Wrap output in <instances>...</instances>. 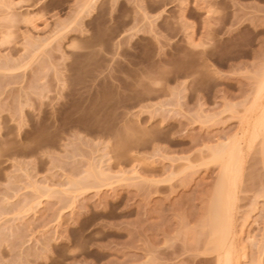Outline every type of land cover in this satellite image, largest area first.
<instances>
[{
  "label": "rangeland",
  "instance_id": "1",
  "mask_svg": "<svg viewBox=\"0 0 264 264\" xmlns=\"http://www.w3.org/2000/svg\"><path fill=\"white\" fill-rule=\"evenodd\" d=\"M260 115L264 0H0V264H264Z\"/></svg>",
  "mask_w": 264,
  "mask_h": 264
},
{
  "label": "bare ground",
  "instance_id": "2",
  "mask_svg": "<svg viewBox=\"0 0 264 264\" xmlns=\"http://www.w3.org/2000/svg\"><path fill=\"white\" fill-rule=\"evenodd\" d=\"M263 115V114H262ZM261 116V115H260ZM262 117V116H261ZM259 118V117H258ZM259 120V119H258ZM259 123H257L258 124V126H256L257 127V129H259V128H261V129H263L264 128V116L258 121ZM260 130V129H259ZM264 130V129H263ZM263 130H262V132H263ZM264 134V133H263ZM209 150V149H208ZM218 152H221V153H217V152H215V153H213L214 154V156L213 157H215V156H217V158H221L222 156H226V160H224V171H225V173H221V174H223V175H221V177L223 176V178H224V174H225V179H226V181L225 182H223L225 179H221V181H222V190L220 189V187H218L221 191H220V194L219 195H221L220 197H215L214 196V199L216 198V200H213V201H215V204L212 206L213 208L211 209L212 210V212L213 213H210V216H209V218H210V220H212V223L214 224H216V231L219 233V236H218V239H219V243L222 245L223 244V242L225 241V238H226V236L228 237V235H226L227 233H226V229L228 230V225L229 224H227V222H226V218H227V216L229 215V213H228V215H227V210H228V208H230L229 206V204L228 203H230L229 202V200H228V203H226V199H225V202H224V198H222V196L224 197L225 196V191H227L226 190V188H224V185L226 186V185H228V183L229 184H231L230 182H231V180H232V177L231 176H233V175H236V174H232L231 172L233 171V169H232V167H235V166H232L233 165V163L234 162H236V158H234V159H232L233 158V152L230 150H228V151H218ZM216 158V157H215ZM216 158V159H217ZM223 158V157H222ZM222 161H223V159H222ZM233 161V162H232ZM223 165H222V167H223ZM237 165V164H236ZM232 166V167H231ZM223 169L221 168V171H222ZM234 172H235V169H234ZM224 183V184H223ZM225 183H227V184H225ZM227 187V186H226ZM218 188H217V190H218ZM224 188V189H223ZM228 189V188H227ZM216 190V191H217ZM230 190V189H229ZM228 192V191H227ZM218 194V193H217ZM224 194V195H223ZM227 195V194H226ZM229 197H230V195H229ZM229 197H228V199H229ZM218 198H220V199H218ZM218 199V200H217ZM223 200V201H222ZM232 201V200H231ZM226 203V204H225ZM227 204L229 205L228 206V208H227ZM211 214H213V216H211ZM230 216V215H229ZM228 216V217H229ZM214 217V218H213ZM215 220V221H214ZM230 220H231V217H230ZM228 221V220H227ZM226 222V223H225ZM229 223V222H228ZM214 224V225H215ZM230 229V228H229ZM264 235V234H263ZM258 238H260V237H258ZM264 239V238H263ZM227 240V239H226ZM262 240V239H261ZM229 241V240H228ZM214 242V241H213ZM261 242H263V241H261ZM262 244V243H261ZM225 245V244H224ZM244 247V246H243ZM261 247V246H260ZM225 249V248H224ZM244 249H245V247H244ZM264 249V248H263ZM227 250V249H226ZM259 251V250H258ZM262 251V250H261ZM264 252V251H263ZM260 254L262 255V252H260ZM259 254V255H260ZM259 255H257V258L259 259V260H257L256 259V263L258 262V264H263V263H261V261H260V256ZM259 256V257H258ZM263 257V256H262ZM263 259V258H262ZM224 260V259H223ZM220 261V260H219ZM230 261V260H229ZM236 261V260H235ZM223 262V261H222ZM225 262V261H224ZM254 262V261H253ZM252 263V262H251ZM224 264H229L228 262H225ZM235 264H237V262L235 263Z\"/></svg>",
  "mask_w": 264,
  "mask_h": 264
}]
</instances>
